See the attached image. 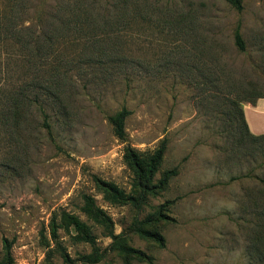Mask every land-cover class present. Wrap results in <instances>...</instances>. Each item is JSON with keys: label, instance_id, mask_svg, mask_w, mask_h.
Segmentation results:
<instances>
[{"label": "rangeland", "instance_id": "rangeland-1", "mask_svg": "<svg viewBox=\"0 0 264 264\" xmlns=\"http://www.w3.org/2000/svg\"><path fill=\"white\" fill-rule=\"evenodd\" d=\"M242 5L0 0L36 36H0V264L263 263L264 150L233 110L264 94V0ZM36 39L53 52L29 57ZM123 107L121 139L109 116ZM163 139L144 192L125 153L149 160Z\"/></svg>", "mask_w": 264, "mask_h": 264}, {"label": "trees", "instance_id": "trees-1", "mask_svg": "<svg viewBox=\"0 0 264 264\" xmlns=\"http://www.w3.org/2000/svg\"><path fill=\"white\" fill-rule=\"evenodd\" d=\"M229 1L238 10H241L243 8L242 0H229ZM17 25H18V23H17L16 18H14V16L9 17L6 14V12H3V13L0 12V36H2V35H11L13 37L15 36V39H17V41L19 43L24 44L25 46L29 43H32L34 37H36V36H34V32L31 31L30 33H26L22 38V37H20V35H22L21 32L19 31L20 28ZM26 28H30V26L26 27ZM48 35H50V34H48ZM44 37L46 39H50V38H47V34ZM34 42L37 43L36 50H35V52H33V54H30L29 57H36L37 58L38 56H45L46 54L50 55V53L53 52L52 50L48 49L47 46H43L42 44H40L39 39H36ZM235 43L241 50L245 49V40H244L242 33L240 31V24H238L236 31H235ZM26 49H29V48L26 47ZM29 51H30V49H29ZM59 70H60V66L54 65V66H51L49 72H50V74L54 75ZM260 97H264V94L257 95L254 99L251 100V102L255 103L256 100ZM10 104H11L10 105L11 107L14 106L12 104V101L10 102ZM235 104H236V102H235ZM235 109L236 110H233L234 115L238 116L240 124L245 126V128L247 129V132L251 136V138L257 143V145L260 147V149L264 150V134H260V135L251 134L249 132V129H248V126L246 123L243 107H240L239 104H236ZM128 113H129L128 109L123 107L116 114L109 116V120L113 123V125L115 127L116 135L121 139H124V137H125L124 120H125V117L128 115ZM165 149H166V139H163L160 146L155 150L154 154L150 157V159L145 161L141 158L140 152H138L137 150H135L132 147L127 148V152L125 153V159H126V162L129 164V166H131L139 176L143 175L145 172H147V174H148L146 180L142 181V183L140 184L141 187L144 188V190H143L144 192H146V190L149 189V185H148L149 180H151V178L157 172L158 167H159V163L161 162V160L163 158V154H164ZM176 173H177L176 169H171V170L167 171L165 178L162 180V183L166 182L168 176L175 175ZM97 180L100 181L102 184L106 185L109 189H111L114 192V194L117 195L116 197L120 196V194H119L120 192L117 190L115 185H113L111 183L104 182L100 179H97ZM65 217L72 224H74V226L76 227L77 232H78L76 235V238L78 240L94 242V235L92 234L88 225L84 221H81L77 216H69V215L65 214ZM157 219H158V217L154 216V217L147 218V221H151V220L154 221ZM136 229H138V231L143 236L152 238L155 241H157L160 244V246L165 245V238L159 232L150 231V230L141 228L139 226H137ZM53 230L55 233V227L53 228ZM118 237L119 236H115V240L113 242V245L115 248H119L123 252L132 251L134 253H137V255H139L140 257H144V258L148 259L149 261L152 260V257L147 256L144 252L139 251V250H134L130 247L123 245L119 240H117ZM116 245H118L119 247H116ZM258 253H260L261 259L263 261V263H261V264H264V250L261 251V249H260V252L258 251ZM65 258L67 261H71L70 257L67 254H65Z\"/></svg>", "mask_w": 264, "mask_h": 264}, {"label": "crops", "instance_id": "crops-1", "mask_svg": "<svg viewBox=\"0 0 264 264\" xmlns=\"http://www.w3.org/2000/svg\"><path fill=\"white\" fill-rule=\"evenodd\" d=\"M243 111L249 132L253 135L264 134V97L258 98L255 103L243 104Z\"/></svg>", "mask_w": 264, "mask_h": 264}, {"label": "bare ground", "instance_id": "bare-ground-1", "mask_svg": "<svg viewBox=\"0 0 264 264\" xmlns=\"http://www.w3.org/2000/svg\"><path fill=\"white\" fill-rule=\"evenodd\" d=\"M250 109V108H249ZM252 111V110H251ZM250 112V111H249ZM251 113V112H250ZM250 117V116H249ZM253 117V116H252ZM254 119V118H253ZM253 124V123H252Z\"/></svg>", "mask_w": 264, "mask_h": 264}]
</instances>
